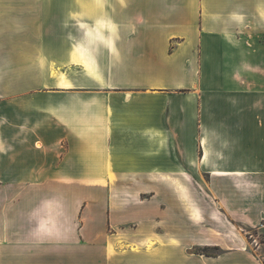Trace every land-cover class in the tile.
Instances as JSON below:
<instances>
[{"label":"crops","instance_id":"crops-1","mask_svg":"<svg viewBox=\"0 0 264 264\" xmlns=\"http://www.w3.org/2000/svg\"><path fill=\"white\" fill-rule=\"evenodd\" d=\"M193 190L264 228V0H0V264H264Z\"/></svg>","mask_w":264,"mask_h":264},{"label":"rangeland","instance_id":"rangeland-1","mask_svg":"<svg viewBox=\"0 0 264 264\" xmlns=\"http://www.w3.org/2000/svg\"><path fill=\"white\" fill-rule=\"evenodd\" d=\"M211 192L208 191H200V190H193V192H188V197L189 199H200V204L201 206L198 204L197 205V209L193 208H189L188 207V211L190 209H192V213L191 214H200L203 216L204 219V231H207V229H209V223L205 222V221H209L210 219L213 220H219V237L220 239H224L226 240L227 234L231 233L232 229L234 228L232 224H227L229 225L230 228H225V226L222 225L221 222V217H224L225 214V210L222 207H219L214 200L211 197ZM238 228H234V231H237V234L240 233L241 236L243 235L245 237V241H246V247L248 248V250L252 253V255L257 258L258 260L264 261V228H259V229H255L252 227H245V226H236ZM237 229V230H236ZM210 234H216V232L212 231L211 229L209 230ZM206 249V250H204ZM196 253L199 254H204V255H217L221 252H223L222 248L217 246V247H202V248H196L194 250H192ZM203 252V253H202Z\"/></svg>","mask_w":264,"mask_h":264},{"label":"trees","instance_id":"trees-1","mask_svg":"<svg viewBox=\"0 0 264 264\" xmlns=\"http://www.w3.org/2000/svg\"><path fill=\"white\" fill-rule=\"evenodd\" d=\"M204 250H206V249H204ZM203 253V252H202Z\"/></svg>","mask_w":264,"mask_h":264}]
</instances>
